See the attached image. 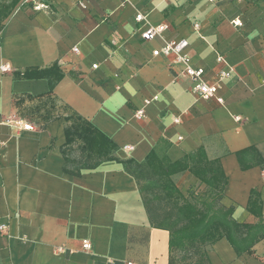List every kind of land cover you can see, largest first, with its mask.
Returning a JSON list of instances; mask_svg holds the SVG:
<instances>
[{
  "label": "crops",
  "instance_id": "crops-1",
  "mask_svg": "<svg viewBox=\"0 0 264 264\" xmlns=\"http://www.w3.org/2000/svg\"><path fill=\"white\" fill-rule=\"evenodd\" d=\"M182 39L207 81L232 70L220 82L222 104L195 95L172 57L153 55ZM55 64L64 75L53 90L56 109L66 105L116 146L115 160L91 168L96 160H86L77 140L68 168L79 175L65 171L67 113L42 119L58 112L38 98L49 80L23 77ZM30 107L43 115L33 120ZM157 146L172 162L203 148L227 177L220 204L255 224L248 203L256 191L264 219V0H21L2 20L0 264H170L169 231L151 225L136 179L118 161L142 162ZM173 180L186 197L206 187L190 173ZM207 252L211 264H264V239L251 254L237 255L226 238Z\"/></svg>",
  "mask_w": 264,
  "mask_h": 264
},
{
  "label": "trees",
  "instance_id": "trees-1",
  "mask_svg": "<svg viewBox=\"0 0 264 264\" xmlns=\"http://www.w3.org/2000/svg\"><path fill=\"white\" fill-rule=\"evenodd\" d=\"M21 0H11L7 6L0 10V27L2 20ZM63 72L55 64L42 70L27 71L25 78H47L50 90L47 94L38 96L46 98L50 107L56 110L57 99L53 95L55 85L63 78ZM29 100L35 99L28 96ZM21 99L16 103L19 105ZM69 113L64 116L67 123L65 128L67 143L62 153L65 156V171L79 175L68 168L69 158L73 145L77 140L86 160L95 158V162L88 167L95 168L103 161L115 160L111 153L116 146L90 122L71 111L63 105ZM42 116V115H41ZM63 116H43L44 122L59 119ZM242 153H238L240 158ZM244 169L250 165H244ZM123 163L125 170L134 176L142 195L144 206L153 227L168 230L170 233L169 250L170 264H176L175 253L183 254L186 264H211L207 247L226 238L237 255L253 253L254 246L264 239V219L262 216V201L258 192L252 191L248 210L259 218L255 224H242L233 218L234 208H226L220 204L227 184L219 160H210L203 148L186 155L181 160L172 162L165 150L155 147L142 162L133 160H118ZM180 173H190L206 187L204 198L200 199L191 192L184 196L177 187L173 177Z\"/></svg>",
  "mask_w": 264,
  "mask_h": 264
},
{
  "label": "built area",
  "instance_id": "built-area-1",
  "mask_svg": "<svg viewBox=\"0 0 264 264\" xmlns=\"http://www.w3.org/2000/svg\"><path fill=\"white\" fill-rule=\"evenodd\" d=\"M209 1H215V0H209ZM37 9H40L38 6ZM145 19V16L142 13H138L136 15V20L138 22H141ZM197 27V25H195ZM166 29H168L167 24L159 25L157 27H151L149 29H146L142 33L143 40L150 41L153 40L155 37L159 36L162 32H164ZM189 47V42L186 39H182L179 41H168L164 44V46L158 50H155L153 52L154 56L163 55L166 57H172V62L175 65H183V74L188 76L192 83V92L203 98V99H216L218 103H223V98L219 96V89H220V82L225 79L229 78L231 76L232 70H225L219 73L218 81L215 83H211L207 81L204 77V70L202 68H196L191 65L190 58L187 53V48ZM78 48H74V52H78ZM219 61H222V58L220 57L218 59ZM96 68V65L94 66ZM4 70H7L5 67ZM146 104L148 101L145 102ZM145 116V112L143 109H140L136 117L138 119H141ZM237 121H242L241 117H236ZM179 120L176 119L175 123H178ZM23 129L25 130H31L33 129L32 124H25L23 125ZM133 146H126V149L131 150ZM4 229V226L1 227V230ZM82 247L85 250H90L92 247L91 241L89 239H85L82 241ZM126 264H134L133 262H127Z\"/></svg>",
  "mask_w": 264,
  "mask_h": 264
},
{
  "label": "rangeland",
  "instance_id": "rangeland-1",
  "mask_svg": "<svg viewBox=\"0 0 264 264\" xmlns=\"http://www.w3.org/2000/svg\"><path fill=\"white\" fill-rule=\"evenodd\" d=\"M11 2V0H0V10L1 9H3V6H7L9 3ZM48 104H49V101L47 102ZM58 106H59V108L58 109H56V111H58V112H55L52 116H57V115H59V114H61V115H64V114H66V113H69V111L68 110H64V107L63 106H61V104L59 103L58 104ZM61 106V107H60ZM27 110H26V112L31 116V118L33 119V118H35L36 116H41V114L43 115V113H41V114H36V115H32V114H34L35 112H36V110H34L32 107H30L29 109L28 108H26ZM39 118V117H38ZM33 120H35V119H33ZM176 182L179 184L180 183V180H177L176 179ZM193 188H196L195 190H196V192H198V194L196 195L197 196V198H200V199H203L204 198V190H200V188L199 187H197L196 185L195 186H193ZM192 187H191V190L193 189ZM191 190H189V194H191ZM195 192V193H196ZM175 255H176V257H177V260H176V264H186L185 263V261H184V259L182 258L183 257V254H180V253H175Z\"/></svg>",
  "mask_w": 264,
  "mask_h": 264
}]
</instances>
